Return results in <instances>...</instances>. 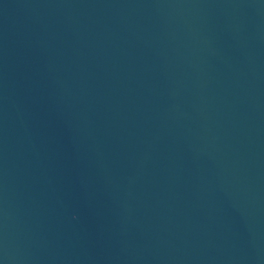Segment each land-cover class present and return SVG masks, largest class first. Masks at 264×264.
<instances>
[{"label": "water", "instance_id": "1", "mask_svg": "<svg viewBox=\"0 0 264 264\" xmlns=\"http://www.w3.org/2000/svg\"><path fill=\"white\" fill-rule=\"evenodd\" d=\"M0 264H264V0H0Z\"/></svg>", "mask_w": 264, "mask_h": 264}]
</instances>
